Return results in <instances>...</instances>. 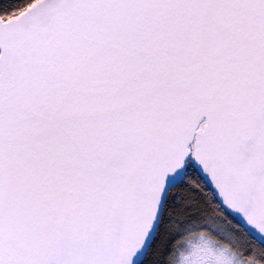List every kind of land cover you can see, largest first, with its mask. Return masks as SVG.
<instances>
[{"label":"snow or ice","instance_id":"snow-or-ice-1","mask_svg":"<svg viewBox=\"0 0 264 264\" xmlns=\"http://www.w3.org/2000/svg\"><path fill=\"white\" fill-rule=\"evenodd\" d=\"M0 264H264V0H0Z\"/></svg>","mask_w":264,"mask_h":264},{"label":"trees","instance_id":"trees-1","mask_svg":"<svg viewBox=\"0 0 264 264\" xmlns=\"http://www.w3.org/2000/svg\"><path fill=\"white\" fill-rule=\"evenodd\" d=\"M167 215L165 216V219L161 222V231L164 230L165 226L167 225ZM217 227L223 229L224 231H227V226L226 225H216Z\"/></svg>","mask_w":264,"mask_h":264}]
</instances>
